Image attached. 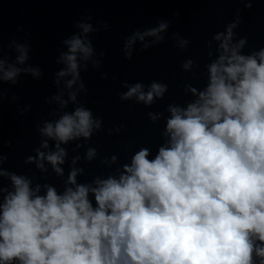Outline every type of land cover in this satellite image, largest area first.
Masks as SVG:
<instances>
[{
  "label": "clouds",
  "instance_id": "clouds-1",
  "mask_svg": "<svg viewBox=\"0 0 264 264\" xmlns=\"http://www.w3.org/2000/svg\"><path fill=\"white\" fill-rule=\"evenodd\" d=\"M7 2L0 0V264H264V46L245 52L248 37L237 31L242 12L258 0H229L244 8L205 40L207 62L201 68L188 57L180 64L190 77L177 85L185 98L146 113L159 126V142H120L123 162L118 152L101 155L94 145L93 137L120 136L127 127L105 128L88 106L82 75L102 68L107 53L97 51L94 34L111 25L81 16L57 50L55 92L44 99L48 118L35 123L37 146L23 160L34 166L30 173L5 167L3 149L12 142L3 139L4 102L16 104L20 115L31 105L20 107L4 85L45 73L30 63L23 26L17 31L24 39L12 37L5 46ZM170 26L157 18L155 26L131 31L123 58L168 42L186 53L191 41L179 32L168 36ZM120 87L118 100L130 112L133 105L152 109L169 92L158 79L124 80ZM97 160L104 171L82 180Z\"/></svg>",
  "mask_w": 264,
  "mask_h": 264
}]
</instances>
